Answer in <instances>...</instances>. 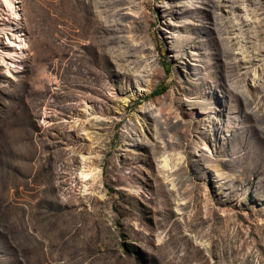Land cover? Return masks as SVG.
I'll use <instances>...</instances> for the list:
<instances>
[{
    "label": "rangeland",
    "instance_id": "1",
    "mask_svg": "<svg viewBox=\"0 0 264 264\" xmlns=\"http://www.w3.org/2000/svg\"><path fill=\"white\" fill-rule=\"evenodd\" d=\"M0 264H264V1L0 0Z\"/></svg>",
    "mask_w": 264,
    "mask_h": 264
},
{
    "label": "bare ground",
    "instance_id": "2",
    "mask_svg": "<svg viewBox=\"0 0 264 264\" xmlns=\"http://www.w3.org/2000/svg\"><path fill=\"white\" fill-rule=\"evenodd\" d=\"M20 8V7H19ZM19 10V9H18ZM11 11H12V14L14 15V17H18V15L16 14L17 12V7L16 5H13L11 6ZM21 11V10H20ZM21 19V18H20ZM17 20V19H16ZM20 21V20H19ZM235 31H239L238 29H235ZM11 32V31H10ZM236 38V39H235ZM234 39L236 40V43L239 42L237 39V37H235ZM13 47H15V50L17 51V55H19L20 57H25L26 56V50H25V40L23 37L18 36L15 40V43L12 44ZM166 167V166H165ZM87 167L84 165V169L83 171L81 172V178H83V180L87 181L88 179H90V173L92 172L91 171V168L88 167V171L86 169Z\"/></svg>",
    "mask_w": 264,
    "mask_h": 264
},
{
    "label": "trees",
    "instance_id": "3",
    "mask_svg": "<svg viewBox=\"0 0 264 264\" xmlns=\"http://www.w3.org/2000/svg\"><path fill=\"white\" fill-rule=\"evenodd\" d=\"M264 1V0H263ZM156 91L154 90L151 94H154Z\"/></svg>",
    "mask_w": 264,
    "mask_h": 264
}]
</instances>
